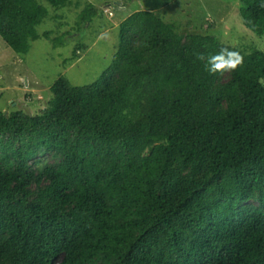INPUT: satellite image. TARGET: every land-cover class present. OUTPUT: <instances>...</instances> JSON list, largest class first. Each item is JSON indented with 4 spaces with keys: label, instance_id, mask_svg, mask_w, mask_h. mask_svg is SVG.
I'll list each match as a JSON object with an SVG mask.
<instances>
[{
    "label": "trees",
    "instance_id": "obj_1",
    "mask_svg": "<svg viewBox=\"0 0 264 264\" xmlns=\"http://www.w3.org/2000/svg\"><path fill=\"white\" fill-rule=\"evenodd\" d=\"M240 1L260 46L136 10L95 81L0 109V264H264V7ZM48 13L0 0V36L26 54ZM221 47L243 66L213 75L197 54Z\"/></svg>",
    "mask_w": 264,
    "mask_h": 264
},
{
    "label": "rangeland",
    "instance_id": "obj_2",
    "mask_svg": "<svg viewBox=\"0 0 264 264\" xmlns=\"http://www.w3.org/2000/svg\"><path fill=\"white\" fill-rule=\"evenodd\" d=\"M40 3L49 13L37 26L40 37L31 42L26 54L14 51L0 36V109L6 112L41 111L60 76H66L74 85L95 81L117 49L120 21L136 10L161 14L176 23L179 32L196 30L206 22L202 27L212 29L226 43L262 44L244 24L240 0H72L59 8L46 0ZM89 5L97 7L98 14L81 23L82 10ZM208 19L214 21L213 28L208 27ZM79 45L76 57L69 59Z\"/></svg>",
    "mask_w": 264,
    "mask_h": 264
},
{
    "label": "clouds",
    "instance_id": "obj_3",
    "mask_svg": "<svg viewBox=\"0 0 264 264\" xmlns=\"http://www.w3.org/2000/svg\"><path fill=\"white\" fill-rule=\"evenodd\" d=\"M264 7V0L260 5ZM197 59L205 62L207 70L215 74H225L236 71L243 66L244 57L233 47H221L217 52L205 56L203 53L197 54Z\"/></svg>",
    "mask_w": 264,
    "mask_h": 264
}]
</instances>
